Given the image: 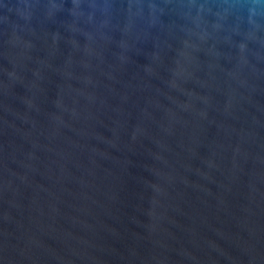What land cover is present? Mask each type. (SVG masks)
Masks as SVG:
<instances>
[{
    "label": "water",
    "instance_id": "1",
    "mask_svg": "<svg viewBox=\"0 0 264 264\" xmlns=\"http://www.w3.org/2000/svg\"><path fill=\"white\" fill-rule=\"evenodd\" d=\"M0 264H264V0H0Z\"/></svg>",
    "mask_w": 264,
    "mask_h": 264
}]
</instances>
